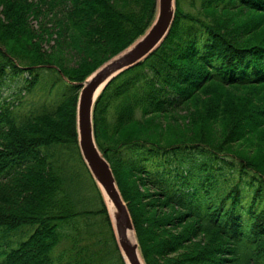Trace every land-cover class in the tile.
Returning <instances> with one entry per match:
<instances>
[{
	"label": "trees",
	"instance_id": "16d2710c",
	"mask_svg": "<svg viewBox=\"0 0 264 264\" xmlns=\"http://www.w3.org/2000/svg\"><path fill=\"white\" fill-rule=\"evenodd\" d=\"M157 1L0 0V82L66 86L51 106L0 103V264H126L77 107ZM93 127L146 264H264V0H176L168 36L107 85Z\"/></svg>",
	"mask_w": 264,
	"mask_h": 264
},
{
	"label": "water",
	"instance_id": "95a60500",
	"mask_svg": "<svg viewBox=\"0 0 264 264\" xmlns=\"http://www.w3.org/2000/svg\"><path fill=\"white\" fill-rule=\"evenodd\" d=\"M175 19V0H158V13L149 31L82 84L78 101V135L82 157L101 189L116 239L126 264H142L134 223L117 186L110 163L100 152L94 136L93 110L103 89L121 72L132 68L156 50L169 34ZM134 232L135 242L129 233Z\"/></svg>",
	"mask_w": 264,
	"mask_h": 264
},
{
	"label": "rangeland",
	"instance_id": "374dc122",
	"mask_svg": "<svg viewBox=\"0 0 264 264\" xmlns=\"http://www.w3.org/2000/svg\"><path fill=\"white\" fill-rule=\"evenodd\" d=\"M23 78H30L28 75H24ZM15 79L12 77H7L2 82H0V103H12L14 102L16 105L22 104L25 110H29L32 107L39 106L41 104H46L47 106H51L55 104L58 100L60 101L63 98V95L66 92V86L64 83L57 85L54 89H49L50 84L38 86L33 92H28L25 89L27 85L25 79ZM27 235V234H26ZM24 234V230L15 233L11 237L13 240L11 244L12 246H16L18 242L26 237ZM6 243L4 240H0V250L7 249Z\"/></svg>",
	"mask_w": 264,
	"mask_h": 264
},
{
	"label": "bare ground",
	"instance_id": "6f19581e",
	"mask_svg": "<svg viewBox=\"0 0 264 264\" xmlns=\"http://www.w3.org/2000/svg\"><path fill=\"white\" fill-rule=\"evenodd\" d=\"M107 63V62H106ZM105 63V64H106ZM124 72V71H123ZM129 237H130V239L133 241V242H135V235H134V232H130L129 233ZM140 258H141V262H142V264H145L144 263V261H143V259H142V257H141V255H140Z\"/></svg>",
	"mask_w": 264,
	"mask_h": 264
}]
</instances>
